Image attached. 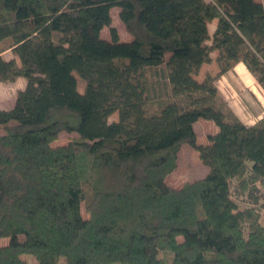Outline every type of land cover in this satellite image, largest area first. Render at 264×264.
Masks as SVG:
<instances>
[{
	"label": "trees",
	"instance_id": "1",
	"mask_svg": "<svg viewBox=\"0 0 264 264\" xmlns=\"http://www.w3.org/2000/svg\"><path fill=\"white\" fill-rule=\"evenodd\" d=\"M241 61L264 90L258 0H0V82L27 80L0 108V264H264V116L216 85ZM184 143L209 170L176 187Z\"/></svg>",
	"mask_w": 264,
	"mask_h": 264
},
{
	"label": "rangeland",
	"instance_id": "2",
	"mask_svg": "<svg viewBox=\"0 0 264 264\" xmlns=\"http://www.w3.org/2000/svg\"><path fill=\"white\" fill-rule=\"evenodd\" d=\"M119 7H114L112 9V25L115 26L120 34L122 41H129L132 39V34L127 30L125 24L121 21L119 17ZM102 37L106 40H111L110 29L105 27L102 30ZM4 58H13L15 57L18 61L19 58L13 54L11 50H5L2 53ZM218 73V72H217ZM216 75V74H212ZM202 75L199 74L198 78H202ZM252 76V75H251ZM22 77V76H21ZM156 78H154L155 80ZM157 80V79H156ZM154 83L155 87L163 86V78L158 76V80ZM253 85H248L246 81H242L237 75H234L233 78L219 79L216 80V85L219 90L220 95L226 101L227 105L236 113H242L243 119H247L248 116L254 115L253 110L260 109L262 103L264 104V90L258 81L253 78ZM231 85V86H230ZM236 85L240 90L235 89ZM21 82H2L0 83V106L12 105V102L15 100L18 91L20 90ZM232 87V88H231ZM80 90H83V87H80ZM257 94V95H256ZM261 97L262 102L259 101ZM259 101V102H258ZM251 106L253 107L252 109ZM254 117V116H253ZM119 119L118 112L113 113L110 117V121H117ZM195 129L198 134L199 143H207L208 136L217 131V125L211 121L204 118H200L196 123ZM77 132H68L62 131L58 138L52 143L53 145L65 144L70 139L76 137ZM178 166L172 171L168 176V182L176 187H180L187 181H191L197 178L204 177L209 168L200 158L199 152L193 146L188 143H184L178 152ZM264 203V202H263ZM243 206V204H241ZM262 220L264 223V208H262ZM84 216L87 215L83 209ZM7 240H1V243H5ZM24 259L28 260L30 264H37V260L33 255L25 254ZM117 264V263H112Z\"/></svg>",
	"mask_w": 264,
	"mask_h": 264
},
{
	"label": "crops",
	"instance_id": "3",
	"mask_svg": "<svg viewBox=\"0 0 264 264\" xmlns=\"http://www.w3.org/2000/svg\"><path fill=\"white\" fill-rule=\"evenodd\" d=\"M258 1H261V2L264 3V0H258ZM216 25H217V19H214L213 21H211V22L209 23V32H210L211 35H212V34L214 33V31H215V29H216ZM217 55H218V51L215 50V51L212 53V61L209 62V63H204V64L202 65L201 70H200V74L202 75L201 77H203L206 73L217 74V72H218V64H217V61H216V57H217ZM238 65H242V66L248 71V73H249L250 75L253 76V74L249 71V69L247 68V66L245 65V63L241 61V62H238V63L235 65V67L233 68L232 71H230V72H228V73L222 75L220 78H218L219 81L222 80V79H225V77H227V78H229V79H230V78H233L234 75H237L240 79H242V81H246L245 78L239 73V71H238V69H237ZM253 78H255V77L253 76ZM255 79H256V78H255ZM17 82H21V87H20V89H23V88L26 86L27 80H26L25 77H19V78H17ZM0 83H2V82H0ZM230 86H231V85H230ZM234 86H235V89L240 90L236 85H234ZM231 88H232V87H231ZM256 95H257V94H256ZM258 98H259V101L262 102L261 97H258ZM259 101H258V102H259ZM13 102H14V101H13ZM13 102H12V104H13ZM259 106H261V108H260V109H257V110H253L254 112H252V113H253L254 115H250V116H248L247 119H243V116H241L242 113H239V111H238V113L236 112V114L238 115V117H240V119H241L244 123H246V124H254L259 118H261V117L264 116V104L262 103V104L259 105ZM0 108H9V106L6 104V105H4V106H0ZM252 108H253V107L251 106L250 109H252ZM253 116H254V117H253ZM197 122H198V121H197ZM197 122H196V123H197ZM196 123H195V126H196Z\"/></svg>",
	"mask_w": 264,
	"mask_h": 264
},
{
	"label": "bare ground",
	"instance_id": "4",
	"mask_svg": "<svg viewBox=\"0 0 264 264\" xmlns=\"http://www.w3.org/2000/svg\"><path fill=\"white\" fill-rule=\"evenodd\" d=\"M239 73L245 78L248 85H253L252 76L248 73V71L242 66L238 65L237 67Z\"/></svg>",
	"mask_w": 264,
	"mask_h": 264
}]
</instances>
